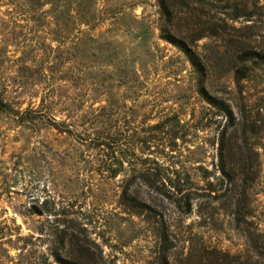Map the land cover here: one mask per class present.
<instances>
[{"label":"rangeland","instance_id":"1","mask_svg":"<svg viewBox=\"0 0 264 264\" xmlns=\"http://www.w3.org/2000/svg\"><path fill=\"white\" fill-rule=\"evenodd\" d=\"M168 2L0 0V264H264V0Z\"/></svg>","mask_w":264,"mask_h":264},{"label":"trees","instance_id":"2","mask_svg":"<svg viewBox=\"0 0 264 264\" xmlns=\"http://www.w3.org/2000/svg\"><path fill=\"white\" fill-rule=\"evenodd\" d=\"M159 1L161 2L162 5H164V6H169V5H168V3H169L168 0H159ZM166 38H167L170 42L174 43V44H175L178 48H180L182 51H184V52L188 55V57L190 58V60L192 61L193 64L196 63L195 60H194V57H193L192 54H191V52H190V51H189L184 45H182L178 40H176L175 38H173V37L170 36L169 34H166ZM199 89H200V93L203 95L204 99H205L210 105H212V106L216 107L218 110H220V111L226 113L231 119H234V118H233V114H232V112H231L229 106H228L225 102H223V101H221V100H219V99H217V98L211 96V95L205 90V88L203 87V85H202L201 82L199 83ZM98 143H99V142H98ZM99 144H100V143H99ZM146 181H148L150 184H153V182H152L149 178H147Z\"/></svg>","mask_w":264,"mask_h":264}]
</instances>
